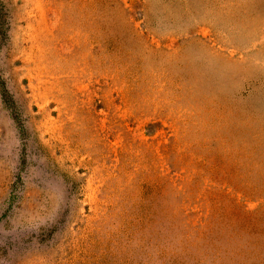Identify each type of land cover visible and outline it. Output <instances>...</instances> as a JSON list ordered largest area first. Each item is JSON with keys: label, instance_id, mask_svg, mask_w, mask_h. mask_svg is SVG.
Wrapping results in <instances>:
<instances>
[{"label": "rangeland", "instance_id": "1", "mask_svg": "<svg viewBox=\"0 0 264 264\" xmlns=\"http://www.w3.org/2000/svg\"><path fill=\"white\" fill-rule=\"evenodd\" d=\"M0 264H264V0H0Z\"/></svg>", "mask_w": 264, "mask_h": 264}]
</instances>
